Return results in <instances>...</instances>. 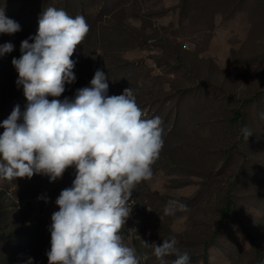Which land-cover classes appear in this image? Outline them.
<instances>
[{"label": "rangeland", "instance_id": "obj_1", "mask_svg": "<svg viewBox=\"0 0 264 264\" xmlns=\"http://www.w3.org/2000/svg\"><path fill=\"white\" fill-rule=\"evenodd\" d=\"M3 6L26 39L47 7L85 17L90 31L74 53L76 80L59 99H74L99 69L108 95L131 88L145 118H161L153 176L134 190L120 231L140 264H159L142 240L173 236L191 264H264V0H0ZM14 39L0 34V45ZM20 55L16 45L0 56L3 99L22 87L11 64ZM26 104L22 93L7 116ZM74 179V167L55 181L0 179V264H48L55 201ZM169 200L186 209L165 215ZM19 230L28 235L18 238Z\"/></svg>", "mask_w": 264, "mask_h": 264}, {"label": "clouds", "instance_id": "obj_2", "mask_svg": "<svg viewBox=\"0 0 264 264\" xmlns=\"http://www.w3.org/2000/svg\"><path fill=\"white\" fill-rule=\"evenodd\" d=\"M20 30L0 7V34ZM89 31L84 16L47 7L35 35L21 42V55L11 64L27 104L23 111L16 105L0 122V179L40 174L55 181L74 167L72 186L60 192L55 201L59 210L51 215L48 264H140L120 231L131 214L134 190L153 176L152 165L164 144L163 122L158 116L145 118L131 88L108 95V77L99 69L74 99H59L65 85L76 80L72 57ZM13 48L0 45V56ZM242 133L246 140L252 135L246 127ZM185 209L180 201L169 200L164 214ZM142 242L152 247L159 264H169L170 256L175 257L171 264H191L175 236L162 244Z\"/></svg>", "mask_w": 264, "mask_h": 264}, {"label": "trees", "instance_id": "obj_3", "mask_svg": "<svg viewBox=\"0 0 264 264\" xmlns=\"http://www.w3.org/2000/svg\"><path fill=\"white\" fill-rule=\"evenodd\" d=\"M26 39V34L24 32L18 31L17 33H15V39L11 42L13 44V46L15 47L16 45L20 46L21 42L23 40ZM77 56H75V54L73 55L72 59L74 61H76V63H78V59H76ZM79 89V87L77 88ZM23 93V88L21 87L20 89L14 91L7 99H3L2 97H0V122H2L3 120L7 119V115L10 111L9 107L10 105L17 101L19 99V97L21 96V94ZM229 206L227 207H223L220 210V222L222 221V219L225 218V216L227 215L228 211H229ZM26 232V230H25ZM24 230H19L17 231V235H19L18 238H25L26 235H28V233H25ZM252 239L255 240V237L252 236Z\"/></svg>", "mask_w": 264, "mask_h": 264}]
</instances>
